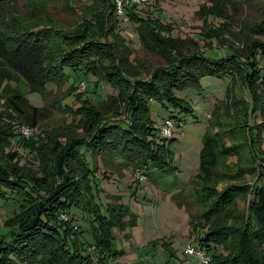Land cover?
<instances>
[{
	"label": "trees",
	"instance_id": "16d2710c",
	"mask_svg": "<svg viewBox=\"0 0 264 264\" xmlns=\"http://www.w3.org/2000/svg\"><path fill=\"white\" fill-rule=\"evenodd\" d=\"M8 2L0 0V195L9 192L18 205L16 212L2 223L8 228L0 233V264H111L104 259L105 245L98 244L85 254L74 238L70 246L68 236L77 229L71 226L70 220L58 218L61 213L68 214L73 204H82L102 221L91 199L87 178L89 167L80 148L110 157L120 155L126 165L131 164L134 170L138 168L142 172L170 167L169 142L163 143L159 127L158 137L162 144H157L151 137L155 127L149 115L150 102L157 101L165 107L178 106L180 110L191 112L174 90L198 87V76L205 73L228 76L231 83L238 79L244 95L245 89L249 88L253 96L250 103L249 96L245 95L244 118L255 163L252 167L255 179L249 184L217 187L218 158L228 149L222 148V138L216 136L218 131H212L215 121L211 111L210 127L202 136L195 174L203 186L201 195H196L194 201L206 204V208L199 214H190L191 230L200 249L211 253L209 264H264V149L261 148L259 129L264 122L257 126L258 131H254L255 125H250L247 119L250 109L260 110L264 116V92L260 97L256 95V89L264 84V67H260V61H264V19L257 27L262 37L246 42L245 56L238 55L228 45L233 50L228 51V55L211 58L196 52L192 43L169 41L162 36L158 31L166 26L151 17L148 10L143 15L139 7H126L128 20L137 23L142 47L150 46V41L153 44L148 48L163 57V63L153 66L135 58L130 61L131 47L124 37L114 32L117 23L114 0H94L85 5L90 17L82 16L79 30L59 36L65 48L56 53L48 44L50 25L29 23L24 26L26 28L4 30L7 24L4 25L3 11ZM227 11V5L223 8L218 0H211L205 12L226 18L229 16ZM17 21L28 23L20 18ZM224 27L225 21L217 33L220 38L224 37ZM65 68L91 74L95 78L93 85L108 83L113 93L107 95L105 101H98L100 107L92 104L75 109L70 107L73 116L84 118L86 138L67 134L66 142L62 144L54 137L51 152L40 158L47 165L39 175L31 174L20 165L16 150L5 152L3 149L14 140L37 155L39 145L23 139L17 124L18 120H23L25 125L35 127L44 106L30 104L25 93L15 89L12 76L20 78L28 92L36 91L42 95L48 82H59L67 75ZM231 83L224 98L231 92ZM5 84L9 86L6 89ZM3 89L11 95L3 96ZM98 91L95 87L88 93L100 94ZM85 98L81 100L86 103ZM108 104H116L120 109H113L106 115L100 110L108 109ZM169 119L174 125V120ZM232 153L228 151L227 155ZM170 168L177 170L176 166ZM238 198L244 199V206L236 211L234 206ZM118 211L122 212L123 207L119 206ZM114 219L113 214L111 220Z\"/></svg>",
	"mask_w": 264,
	"mask_h": 264
},
{
	"label": "rangeland",
	"instance_id": "374dc122",
	"mask_svg": "<svg viewBox=\"0 0 264 264\" xmlns=\"http://www.w3.org/2000/svg\"><path fill=\"white\" fill-rule=\"evenodd\" d=\"M91 1L94 0H9L3 11L4 25L7 24L4 30L9 32L13 27L22 28L29 23L50 25L49 47L55 53L60 52L59 49L65 46L59 36L81 28L82 16L90 17L84 6L90 5ZM218 1L223 4V8L224 4L228 6V17L205 12L211 0H154L152 4L138 9L143 11V15L148 10L151 17L166 26L158 32L169 41L192 43L196 52L211 58L226 56L228 51H233L231 48L238 55L245 56L246 42L262 37L257 27L260 20L264 19V0ZM125 15H117L114 32L124 37L131 47L130 61L135 58L153 66L163 63V57L149 49L153 43L149 41L150 46L145 43L146 48L142 47L137 23L132 19L125 21ZM18 18L28 23L18 22ZM223 21L224 37L220 38L217 33ZM260 67H264V61H260ZM65 72L67 75L61 81L48 82L42 95L36 91L28 92L24 82L12 76L15 89L25 93L30 104L44 106L35 127L25 125L23 120H18L17 124V131H20L21 126L29 128L28 136L23 139L39 145L37 155L34 156L14 140L3 149L5 152L16 150L20 165H24L31 174L39 175L44 165H47L40 158L51 152L54 137L62 144L66 142L67 134L86 138L87 131L82 123L84 118L73 116L70 107L75 109L91 104L100 107L98 101H105L107 95L113 93L108 83L97 82L93 85L95 78L91 74L69 68H65ZM198 80V87L174 90V94L191 112L180 110L178 106L165 107L157 101H151L149 105L150 119L155 127L151 137L157 144L169 142V165L176 166V171L166 166L164 169L154 168L142 172L138 168L134 170L131 164L126 165L120 155L110 157L80 148L81 156L89 167L87 178L91 199L102 221L82 204H73L68 214L61 213L58 218L70 220L71 226L77 229V232L73 230L76 234L68 236L70 246L74 238L81 244L80 251L85 254L98 244L105 245L104 259L111 264H200V259L187 254L185 249L188 246L200 249L191 230L190 214H199L206 208V204L194 201L196 195H201L203 186L195 174L199 166L202 136L210 127L211 111L215 121L212 131H218L216 136L222 138V148L228 149L218 158L215 169L217 187L251 183L255 179L252 168L255 163L244 118L247 106L245 95L249 96L250 103L253 100L249 88L245 89L244 95L240 80L231 83L228 76L217 77L210 73L198 76ZM230 83L231 92L224 98ZM6 87H9L8 84H5L4 89ZM95 87L100 94L90 95ZM263 88L264 84L256 89L257 96L260 97L264 92ZM4 89L1 92L3 96L11 95L10 91ZM84 97L86 103L81 100ZM108 105V109L100 110L106 115L113 109H120L116 104ZM103 106L107 108L106 103ZM165 118H172L174 125L170 136L163 137L161 141L158 127ZM247 119L250 125H255L254 131H258L257 126L264 122L260 110L250 109ZM259 129L262 135L261 148L264 149V126ZM228 151L233 153L227 155ZM17 205L16 198L9 192L5 196L0 195V233L8 228L2 223L16 212ZM119 206L123 207L122 212L118 211ZM243 206L244 199L238 198L234 210L239 211ZM113 214L116 219L111 220ZM201 249L211 257L210 252Z\"/></svg>",
	"mask_w": 264,
	"mask_h": 264
},
{
	"label": "built area",
	"instance_id": "2783aa9c",
	"mask_svg": "<svg viewBox=\"0 0 264 264\" xmlns=\"http://www.w3.org/2000/svg\"><path fill=\"white\" fill-rule=\"evenodd\" d=\"M154 0H114L116 15H123L125 13L126 7L136 6L145 7L153 3ZM124 20L128 18L125 15ZM173 122L169 118H165L162 124L159 126V133L162 137L170 136L172 132ZM29 128L26 126L20 127V132L24 137L28 136ZM186 253L189 255H195L200 259V264H209L210 257L207 256L202 249H197L193 246H188L185 249Z\"/></svg>",
	"mask_w": 264,
	"mask_h": 264
}]
</instances>
